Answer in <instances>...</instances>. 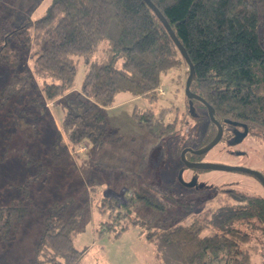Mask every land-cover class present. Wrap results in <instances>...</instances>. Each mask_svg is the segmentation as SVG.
I'll list each match as a JSON object with an SVG mask.
<instances>
[{"label":"trees","instance_id":"trees-1","mask_svg":"<svg viewBox=\"0 0 264 264\" xmlns=\"http://www.w3.org/2000/svg\"><path fill=\"white\" fill-rule=\"evenodd\" d=\"M151 2L183 44L194 66L190 89L213 107L223 134L246 126L247 134L264 138V37L259 33L264 19L259 16L257 0ZM3 39L0 64L12 71L13 83L0 88V106L12 92L21 95L35 87L19 117L38 120L47 101L58 102L64 109L67 140L84 147L103 143L110 131L104 109L113 104L116 93L152 99L159 94L163 75L182 63L187 66L166 28L143 0H50L42 15L5 33ZM26 50L32 69L24 63ZM98 53L99 58L95 56ZM79 60L87 70L75 89ZM35 75L43 79L40 89ZM188 100L185 95L187 114L200 118L195 104L205 112L206 107L193 99L196 115L192 116ZM133 115L141 116L136 110ZM208 130L204 144L216 132L209 118ZM226 140L232 142L230 136ZM67 149L57 132L51 145L53 160L63 159ZM135 194L155 211L165 209L170 198L165 192L143 187ZM229 195L231 200L219 205L210 217H194L147 238L156 241L159 253L174 255L176 264H251L247 249L251 236L239 225L255 227L257 222L256 228L264 236V196L236 190H230ZM129 200L132 203L134 199L130 196ZM71 201H54L46 207L37 250L46 247L52 253L31 264H76L82 257L83 250L72 242L82 211ZM106 201L119 203L117 196L105 198L99 211ZM27 210L21 202L0 205L1 239L9 238ZM127 226L122 224L117 234ZM206 229L211 232L202 234Z\"/></svg>","mask_w":264,"mask_h":264},{"label":"rangeland","instance_id":"rangeland-1","mask_svg":"<svg viewBox=\"0 0 264 264\" xmlns=\"http://www.w3.org/2000/svg\"><path fill=\"white\" fill-rule=\"evenodd\" d=\"M49 2L0 0V40H4L5 33L42 15ZM257 4L261 13L264 0H257ZM28 52H23L24 63L32 69ZM95 56L99 58L101 54ZM86 70L79 60L75 89L80 87ZM187 70L182 63L163 75L159 86L164 93L152 99L128 92L116 93L113 105L104 109L110 131L99 147L80 149L67 140V128L62 124L64 109L58 102L47 101L46 110L38 120L30 116L20 118V109L35 87L21 95L12 92L3 101L0 205L21 202L28 210L5 241V247L0 248V264L7 257L11 264H31L35 259L51 256L52 251L46 247L37 250V238L45 209L54 201L71 198L75 207L81 208L79 224L72 232L73 245L83 250L76 264H176L174 255L158 252V244L147 238L149 234L189 222L194 217H210L219 205L231 200L230 190L264 196V187L251 174L185 166L180 155L182 149L203 146L209 132L208 115L199 104L195 105L200 118L190 117L186 112ZM12 76V71L0 64V88L13 83ZM34 79L36 88H42L43 79L36 75ZM134 110L141 114L139 118L133 115ZM57 132L68 149L63 159L54 161L51 145ZM226 139H229L227 132L207 152H188L186 158L245 166L264 174V138L247 134L230 144ZM141 187L167 193L170 198L165 209L155 211L154 206L135 197ZM114 196L119 203L106 201L102 205L104 209L99 211L100 203ZM130 196L134 199L132 203ZM122 224L128 226L117 234ZM256 224L253 227L242 223L239 228L251 236L247 244L251 264H264V236ZM210 232L206 229L202 234ZM2 242L0 239V246Z\"/></svg>","mask_w":264,"mask_h":264},{"label":"water","instance_id":"water-1","mask_svg":"<svg viewBox=\"0 0 264 264\" xmlns=\"http://www.w3.org/2000/svg\"><path fill=\"white\" fill-rule=\"evenodd\" d=\"M156 14V16L159 18V20L162 22L164 27L166 28L170 38L176 45L177 49L181 53L183 59L185 60L187 66H188V74L185 79V94L189 98L188 100V105L189 109L191 110V115L195 116L196 113L193 111V99L200 101L205 107H206V113L208 115L209 120L216 126V132L213 136V138L208 141L206 144L199 148H191V147H185L182 149L180 155L181 158L185 164V166L190 167V168H201V169H218V170H234V171H240L244 173H248L253 175L264 187V174L258 170L245 167V166H239V165H226V164H220V163H212V162H195V161H190L186 158V153H192V154H201L204 152H207L210 150L214 145H216L223 134V128L222 125L219 123V121L214 117L213 113V107L205 100L203 99L199 94L195 93L190 89L191 81L194 76V66L192 61L190 60L183 44L180 42V40L177 38L175 35V32L171 28L170 24L168 23L167 19L165 16L161 13V11L151 2V0H143ZM247 134V127L243 126L242 131L236 132V136L233 139L232 142H237L241 140L245 135Z\"/></svg>","mask_w":264,"mask_h":264},{"label":"crops","instance_id":"crops-1","mask_svg":"<svg viewBox=\"0 0 264 264\" xmlns=\"http://www.w3.org/2000/svg\"><path fill=\"white\" fill-rule=\"evenodd\" d=\"M257 7L259 8L258 4H257ZM259 16H260L261 18L264 19V9H263V11H262L261 13H259ZM259 33H260V35H262V36L264 37V26L261 28V30H260ZM263 46H264V45H263ZM119 93H121V92H119ZM131 95H132V94H131ZM113 102H114V101H113ZM53 103H54V102H53ZM112 105H113V104H112ZM112 105H111V106H112ZM109 107H110V106H109ZM109 107H108V108H109ZM57 127H58V125H57ZM9 237H10V236H9ZM34 238L36 239L37 236L34 237ZM38 238H39V236H38ZM38 238H37V241H38ZM0 239H1V238H0ZM31 239H33V238H31ZM2 240H3V239H2ZM7 240H8V239L3 240V242H2L3 245H1L0 248H1V247H5V244H4V243H5V241H7ZM10 247H11V246H10ZM3 264H11V263H10V258L7 257V259L4 261Z\"/></svg>","mask_w":264,"mask_h":264},{"label":"flooded vegetation","instance_id":"flooded-vegetation-1","mask_svg":"<svg viewBox=\"0 0 264 264\" xmlns=\"http://www.w3.org/2000/svg\"><path fill=\"white\" fill-rule=\"evenodd\" d=\"M243 130V128L241 129L240 128V126H236L235 127V129H233L232 131H229L230 132V138L232 139V141H233V139L235 138V136H236V132H238V131H242ZM248 132V131H247ZM187 154H188V152L186 153V156H187ZM187 167V166H186ZM187 183H189V182H187ZM186 183V184H187ZM191 183H193V180H191ZM196 183L194 182V185H195Z\"/></svg>","mask_w":264,"mask_h":264},{"label":"built area","instance_id":"built-area-1","mask_svg":"<svg viewBox=\"0 0 264 264\" xmlns=\"http://www.w3.org/2000/svg\"><path fill=\"white\" fill-rule=\"evenodd\" d=\"M158 93L159 94H163L164 93V91H163V89H162V87L161 86H159L158 88ZM81 148L80 149H82V147H84V146H80ZM85 148V147H84Z\"/></svg>","mask_w":264,"mask_h":264}]
</instances>
